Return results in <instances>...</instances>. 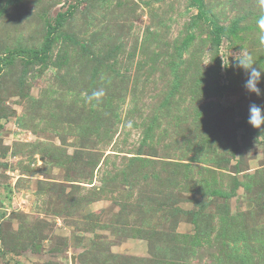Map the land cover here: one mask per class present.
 I'll list each match as a JSON object with an SVG mask.
<instances>
[{"label": "rangeland", "instance_id": "rangeland-1", "mask_svg": "<svg viewBox=\"0 0 264 264\" xmlns=\"http://www.w3.org/2000/svg\"><path fill=\"white\" fill-rule=\"evenodd\" d=\"M200 1L0 0V264H264V0Z\"/></svg>", "mask_w": 264, "mask_h": 264}, {"label": "clouds", "instance_id": "clouds-1", "mask_svg": "<svg viewBox=\"0 0 264 264\" xmlns=\"http://www.w3.org/2000/svg\"><path fill=\"white\" fill-rule=\"evenodd\" d=\"M261 23L264 24V20H262ZM259 39L261 43H264V33L260 35ZM233 59V67L243 70V72L246 74L244 88L248 92L254 93L258 97L264 95V90L258 87V84L261 82L262 76H264V70L254 67L256 61L253 59L251 53L246 50H240L239 54L234 56ZM248 111L249 115L247 122L253 128H264V105L251 103L249 105Z\"/></svg>", "mask_w": 264, "mask_h": 264}, {"label": "trees", "instance_id": "trees-1", "mask_svg": "<svg viewBox=\"0 0 264 264\" xmlns=\"http://www.w3.org/2000/svg\"><path fill=\"white\" fill-rule=\"evenodd\" d=\"M194 2H196V4H198L199 8L201 7L200 6V0H193ZM73 6H69V8L66 10V12H59L55 18V22L58 24L61 20H63L64 16H65V13H67L69 11V9H71ZM202 10V9H199V11ZM54 30L56 29V27L53 28ZM49 45V42L46 43V47H48ZM47 50L44 49L42 50V53H46ZM32 57H39V55H36L34 52L32 53ZM39 59H42V56L41 58Z\"/></svg>", "mask_w": 264, "mask_h": 264}]
</instances>
